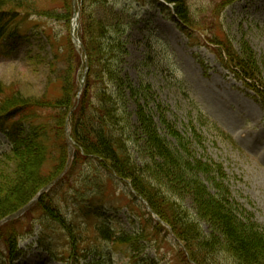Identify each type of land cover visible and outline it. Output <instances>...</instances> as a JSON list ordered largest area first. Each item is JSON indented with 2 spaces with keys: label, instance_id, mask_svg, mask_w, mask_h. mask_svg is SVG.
Masks as SVG:
<instances>
[{
  "label": "rangeland",
  "instance_id": "374dc122",
  "mask_svg": "<svg viewBox=\"0 0 264 264\" xmlns=\"http://www.w3.org/2000/svg\"><path fill=\"white\" fill-rule=\"evenodd\" d=\"M32 1L36 11L50 7L51 16L23 12L8 22L12 35L0 40V101L16 94L26 103L54 102L76 73L79 89L66 122L80 117L94 125L101 111L110 110L115 118L104 125L128 151L129 165L141 173L159 161L157 153L154 159L149 153L154 149L150 139L158 134L170 157L187 164H181L183 171L170 167L165 179L196 178L169 194L157 184L166 205L175 204L179 214L195 220L202 210L195 197L206 206L207 196L222 195L228 208L238 209L241 223H255L264 231V102L221 50L247 53L256 80L264 83V0H186L188 25L159 0H73L77 11L83 9L80 26L77 13L67 24L63 0ZM83 21L91 59L81 53L76 37ZM87 72L90 83L83 89ZM50 110H17L1 123L0 142L3 129L15 138H29L36 124L48 120L54 127L51 111L56 110ZM38 114L36 123L32 116ZM213 122L232 139L217 132ZM56 133L54 127L42 174L53 173L63 139ZM69 152L64 172L39 194L43 209L51 206L58 216L44 213L33 201L15 227L0 224V264L10 263L9 250H20L15 264H194L171 226L134 198L106 163L73 158L70 141ZM22 161L12 154L0 159V190ZM198 224L200 235L220 236L216 221L200 217ZM106 229L115 242L104 238ZM212 254H206V263L237 264L225 250Z\"/></svg>",
  "mask_w": 264,
  "mask_h": 264
},
{
  "label": "trees",
  "instance_id": "16d2710c",
  "mask_svg": "<svg viewBox=\"0 0 264 264\" xmlns=\"http://www.w3.org/2000/svg\"><path fill=\"white\" fill-rule=\"evenodd\" d=\"M163 1L172 5L175 15L188 25L189 11L185 3L186 0ZM63 2L67 10V17L69 18L72 9V1L63 0ZM158 5L165 7L160 2ZM23 12L35 15L44 13L45 15L51 16L50 13L52 10L48 7L36 11L35 4L32 0H0V40L8 34H11L10 30L7 29L8 22L13 21V17H17ZM83 19L84 17L82 15V20ZM80 38L87 58L89 57L91 59L92 52L89 48L90 41L85 35L84 21L82 23ZM71 50L74 52V56L77 57L75 51L73 49ZM221 50L222 52L225 51L229 57V61L233 63V65L235 64L233 67L235 70H239L238 72L242 80L245 81L244 83L256 94H259V97L264 102V83L256 80L255 69L251 64L250 56L245 52L236 55L230 54L226 47ZM77 63L79 64V62ZM89 81L90 76L88 73L83 89L89 85ZM70 84L63 86L61 96L54 102L38 101L36 103H26L19 100L16 94L3 95V99L0 101V126L1 123L8 122L14 118L16 115L15 112L19 109H25L26 112L31 110L41 112L42 109H54L56 111H50L55 131L59 132L56 133L57 135L55 138L59 139L58 137L62 136L63 139L61 143L57 144L59 153L58 156L55 157L56 162L52 169L53 173L50 174H42L41 167L47 155V140L54 138V135H52V132H54L53 124L51 125L48 120L44 125L43 123L40 125L36 124L34 126L36 130L33 131L31 137H19L13 140L12 149L8 154H12V158L17 160H21V157H23L24 161L18 165L16 171H13L12 177L8 178L6 181L3 179L7 185L6 189L2 188L0 190V224L14 216L21 209L30 207L33 201H36V207L42 209L44 213L54 218L58 216L55 209L51 206L46 205V208L43 209L41 206L43 198H40L39 194L53 185L56 178L64 172L68 162V153H70V141L74 147L73 158L96 157L97 160L106 163L107 167L113 171L115 175L120 177L124 182H128L132 190L146 202L151 212L171 226L174 238L184 245L185 249L183 251L186 256H188V260L194 264H210L206 263V254H212L215 250H225L229 253L230 258L237 264H264V257L262 256V252H264V231L258 230V225L255 223H251L250 225L241 223L239 214L236 213L238 209L235 208L234 211L228 208L222 199H226L224 196H207L206 206H204L205 204H201L200 198L198 199L195 197L194 201L196 204H194L200 205L202 209L201 213L196 215V221L193 219L191 220L187 215L179 214V210H175L178 207L175 206V204L169 202V204L166 205V203L163 202L165 201V197L163 198L164 195L157 188V184L164 185L166 187L165 192L169 194L172 189H184L186 183H196L194 182L196 178H194L192 182H187V177L176 176L173 181L170 182L172 185H169L170 183L165 178L169 175L170 167L175 169V171H183L181 164L185 167H187V164L178 163V159L174 160L170 157L172 154L165 146L164 140L161 139L158 134H153V137L150 139L154 149L151 152L149 151V153L152 159L155 158L153 154L157 153L156 158H158L159 161L156 163L154 169L149 171L150 168H148L146 173L142 169L143 172L141 173V170L135 165H133L135 167L129 165V160H127L129 156L128 151L125 150L122 143L118 141V138L107 129L108 127L104 125L106 119L115 118L110 110L101 111V117L96 119V124L94 125H92L89 120L86 121L80 117L78 119L68 118L66 122L67 114L74 108L73 99L71 98L78 90L74 75H72ZM0 90L3 89L1 88ZM99 103L102 105L103 101L99 100ZM51 115L47 116L51 117ZM32 117L35 118L34 121L36 123L37 121L39 122V114ZM54 121L58 123L55 125ZM67 123H69L68 126L70 130L68 137L64 134ZM217 132L220 133V131ZM54 143L55 139H53L52 144ZM166 158H168V160H166ZM143 176H146V178ZM164 179L165 181L162 183ZM202 194L206 197V192L201 188V195ZM172 210L173 212H171ZM174 210L177 214L174 213ZM207 210L209 212H207ZM222 211H225L226 214L222 213ZM200 217L212 223L216 221V223L219 224V226L216 225V228L218 227L217 232L221 237L219 235H216L218 238L215 235H200L198 224ZM15 223L16 220L14 219V221L10 223V226L15 227ZM103 235L106 239H112L108 232L103 233ZM191 244L195 246L196 253L190 249L189 245L191 246ZM255 249H260V254L256 253ZM9 251V256L12 258L18 254L15 250Z\"/></svg>",
  "mask_w": 264,
  "mask_h": 264
}]
</instances>
